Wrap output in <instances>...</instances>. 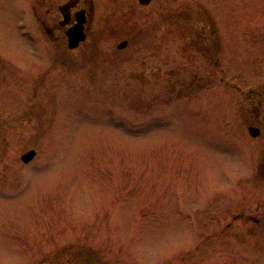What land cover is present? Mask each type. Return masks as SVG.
Listing matches in <instances>:
<instances>
[{
	"label": "rangeland",
	"instance_id": "rangeland-1",
	"mask_svg": "<svg viewBox=\"0 0 264 264\" xmlns=\"http://www.w3.org/2000/svg\"><path fill=\"white\" fill-rule=\"evenodd\" d=\"M59 2L0 0V264H264V0Z\"/></svg>",
	"mask_w": 264,
	"mask_h": 264
},
{
	"label": "flooded vegetation",
	"instance_id": "flooded-vegetation-1",
	"mask_svg": "<svg viewBox=\"0 0 264 264\" xmlns=\"http://www.w3.org/2000/svg\"><path fill=\"white\" fill-rule=\"evenodd\" d=\"M139 1L141 4L146 5L151 0H139ZM95 12H96V4L94 0H60V2L57 4L55 8L54 15H51L50 19L47 18V16L50 15L49 13H47L46 17L41 18L39 16V18H41L40 19L41 29L49 35L52 41L57 42L53 44L52 46L53 48L66 47L69 50H75L79 48L82 45V43L88 38L95 17ZM78 21H80L83 26L85 38L84 40L80 41L76 47L70 48L68 46L69 43L68 31L72 26L77 24ZM124 40L126 41V44L123 48H125L128 45L127 39H122L121 41ZM117 45H116L117 49H123V48H118ZM251 126L255 127L257 129V132L255 136H252L251 134L249 135L253 138H259V136H262L264 141V133H263L264 125L262 129V126L251 124L247 127V131L248 128ZM256 170H258V178L260 179L262 193L264 194V146L263 149L260 151V158L257 161ZM262 217H254L253 215H249V218L252 221L257 222L258 224L261 223V221L263 220Z\"/></svg>",
	"mask_w": 264,
	"mask_h": 264
},
{
	"label": "water",
	"instance_id": "water-1",
	"mask_svg": "<svg viewBox=\"0 0 264 264\" xmlns=\"http://www.w3.org/2000/svg\"><path fill=\"white\" fill-rule=\"evenodd\" d=\"M68 35H69V43L68 46L70 48H74L76 47L80 41L84 40L85 35H84V31H83V26L81 24L80 21L77 22V24H75L74 26H72L69 31H68ZM126 44V41H121L118 43L117 47L118 48H123ZM249 133L252 136L256 135L257 129L255 127H249L248 128ZM36 151L35 149H29L27 151H25L21 156V160L24 163H28L29 161H31L33 159V157L35 156Z\"/></svg>",
	"mask_w": 264,
	"mask_h": 264
}]
</instances>
